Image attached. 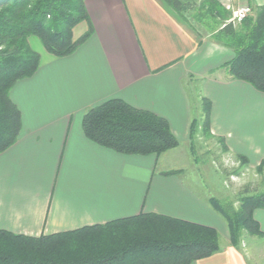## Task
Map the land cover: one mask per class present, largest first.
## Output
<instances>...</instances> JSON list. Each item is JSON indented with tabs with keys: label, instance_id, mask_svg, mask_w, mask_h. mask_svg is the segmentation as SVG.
Listing matches in <instances>:
<instances>
[{
	"label": "crops",
	"instance_id": "obj_1",
	"mask_svg": "<svg viewBox=\"0 0 264 264\" xmlns=\"http://www.w3.org/2000/svg\"><path fill=\"white\" fill-rule=\"evenodd\" d=\"M187 1L180 17L163 0H85L89 22L78 23L73 37L91 25L87 39L66 56L42 45L36 71L10 89L21 127L0 152V229L38 236L153 212L218 231L220 249L189 264H254L252 236L233 246L210 195L188 184L182 170L169 172L180 167L157 169L166 151L119 153L82 131L87 109L120 98L165 118L177 147L189 144L194 116L186 87L193 84L198 101L211 102V138H223L232 159L244 155L249 170L264 161V92L231 77L224 63L233 52L213 39L217 19L203 0ZM216 1L230 15L238 6L250 13L264 6ZM253 216L264 231V208Z\"/></svg>",
	"mask_w": 264,
	"mask_h": 264
},
{
	"label": "trees",
	"instance_id": "obj_2",
	"mask_svg": "<svg viewBox=\"0 0 264 264\" xmlns=\"http://www.w3.org/2000/svg\"><path fill=\"white\" fill-rule=\"evenodd\" d=\"M84 1L0 0V152L15 142L21 127L10 89L17 80L31 76L39 64L40 55L30 47L28 36H37L55 56L71 54L92 33L89 25L73 37V28L89 20ZM163 1L180 17L189 7L187 0ZM201 3L217 19L213 39L233 52L224 63L228 73L264 92V6H255L243 20L232 23L230 12L216 0ZM200 107L201 121L194 116L190 123L191 147L198 129L205 138L213 137L210 100L201 97ZM81 127L90 140L124 154L158 156L179 145L165 118L120 98L87 109ZM216 141L221 151H227L223 138ZM236 161L247 167L244 155L237 154ZM231 172L237 175L240 168ZM254 172L259 178L244 182L235 193L208 196L212 208L224 218L235 247L243 234L264 237L253 216L255 209L264 208V161ZM219 249L214 227L153 212L38 236L0 229V264H189Z\"/></svg>",
	"mask_w": 264,
	"mask_h": 264
},
{
	"label": "rangeland",
	"instance_id": "obj_3",
	"mask_svg": "<svg viewBox=\"0 0 264 264\" xmlns=\"http://www.w3.org/2000/svg\"><path fill=\"white\" fill-rule=\"evenodd\" d=\"M28 42L32 49L37 52H43L42 43L37 36H28ZM186 88L192 107V117L198 116L201 107L200 101L197 98V87L195 89L193 84H189ZM198 120H200V117ZM161 156L165 158V160H161L166 165L160 161L157 169H165L167 166L180 167L182 170L181 177L201 194L224 198L235 193L238 187L244 182L259 178L254 170L240 167L239 162L235 158L232 159L233 157L230 154L221 151L220 145L214 138H205L202 136L199 129L194 140V146L191 147L189 144H183L175 149H169ZM234 168H240V173L236 175L231 172ZM249 245L255 255H258V253L259 256L261 255V257L256 255L258 258H252L254 264H264V257H262L264 255V239L252 236Z\"/></svg>",
	"mask_w": 264,
	"mask_h": 264
},
{
	"label": "built area",
	"instance_id": "obj_4",
	"mask_svg": "<svg viewBox=\"0 0 264 264\" xmlns=\"http://www.w3.org/2000/svg\"><path fill=\"white\" fill-rule=\"evenodd\" d=\"M251 12V8L249 5H242L236 8L231 9V15L228 21L232 23H237L243 20L249 13Z\"/></svg>",
	"mask_w": 264,
	"mask_h": 264
}]
</instances>
